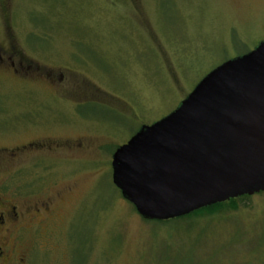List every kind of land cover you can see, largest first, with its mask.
Segmentation results:
<instances>
[{
  "label": "rangeland",
  "instance_id": "rangeland-1",
  "mask_svg": "<svg viewBox=\"0 0 264 264\" xmlns=\"http://www.w3.org/2000/svg\"><path fill=\"white\" fill-rule=\"evenodd\" d=\"M263 41L264 0H0V45L63 73L78 102H95L81 112L92 122L54 133L86 138L82 151L0 160V187L27 194L31 207L18 245L28 264H264V193L225 215L145 221L112 179L119 147ZM48 88L47 78L0 80V148L47 135L17 122L50 109ZM45 203L52 213L41 222L33 209Z\"/></svg>",
  "mask_w": 264,
  "mask_h": 264
},
{
  "label": "water",
  "instance_id": "water-1",
  "mask_svg": "<svg viewBox=\"0 0 264 264\" xmlns=\"http://www.w3.org/2000/svg\"><path fill=\"white\" fill-rule=\"evenodd\" d=\"M112 179L146 221L264 193V41L143 126L113 155Z\"/></svg>",
  "mask_w": 264,
  "mask_h": 264
},
{
  "label": "flooded vegetation",
  "instance_id": "flooded-vegetation-1",
  "mask_svg": "<svg viewBox=\"0 0 264 264\" xmlns=\"http://www.w3.org/2000/svg\"><path fill=\"white\" fill-rule=\"evenodd\" d=\"M31 60L30 56H24L10 42H7L6 45H0V80L11 77L14 80L33 79L35 81L38 78L39 81H43V79L47 78L50 87L48 89L51 91L53 99L50 105L46 106L44 104V107H49L50 109L45 114L38 110V114L36 115L30 111H24L22 114H27L30 118L29 121L26 123L17 122L23 128L31 126L30 131L27 132L29 134L38 132L39 134L43 135L46 133L47 135H43L41 139H38L39 141H31L28 145L26 143L12 149L6 147L0 148V160L25 159L34 154L42 153L57 154V152L66 149L82 151L79 148H83L84 142L87 140L86 138L79 140L62 139L55 136L54 133L57 130L56 128L60 126L73 128L85 120L92 122L85 119L81 112L83 111V107L95 102H91L93 100L90 99L88 102H78L77 95L70 97L73 94L68 89L61 88L67 84L63 73H59L52 67L36 66ZM79 63L86 64L82 61H79ZM63 70L74 71L70 68ZM95 93L99 94L103 93V91L96 89ZM78 94L81 98H89L93 95L92 92L87 91H78ZM27 148H31V150L27 151ZM86 149H89V146ZM27 197V194L24 196L22 192L6 191L0 187V264H28L27 257L30 254V250L18 248L21 240H24L26 237L24 229L28 227L27 223L30 221L31 207L25 201ZM33 211L36 214L43 213L44 218L41 222H44L46 217L52 213L51 204L45 203L36 206Z\"/></svg>",
  "mask_w": 264,
  "mask_h": 264
},
{
  "label": "trees",
  "instance_id": "trees-1",
  "mask_svg": "<svg viewBox=\"0 0 264 264\" xmlns=\"http://www.w3.org/2000/svg\"><path fill=\"white\" fill-rule=\"evenodd\" d=\"M250 199L251 198L249 196H246V197H242V198H239L236 200H231V201L224 203V204H218V205L206 208V209H202V210L195 212L189 216L182 217L179 219L199 217L201 215L202 216L225 215V214H228L232 210H234V211L238 210V206H239L240 201L242 203H244V202H248ZM156 222H159V221H156Z\"/></svg>",
  "mask_w": 264,
  "mask_h": 264
}]
</instances>
